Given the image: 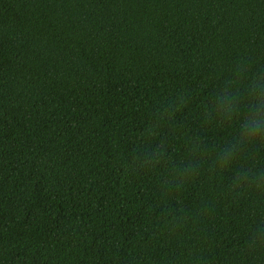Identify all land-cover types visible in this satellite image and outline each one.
<instances>
[{
	"label": "trees",
	"instance_id": "16d2710c",
	"mask_svg": "<svg viewBox=\"0 0 264 264\" xmlns=\"http://www.w3.org/2000/svg\"><path fill=\"white\" fill-rule=\"evenodd\" d=\"M262 92L264 0H0V264H264V194L208 168Z\"/></svg>",
	"mask_w": 264,
	"mask_h": 264
},
{
	"label": "clouds",
	"instance_id": "9594fccd",
	"mask_svg": "<svg viewBox=\"0 0 264 264\" xmlns=\"http://www.w3.org/2000/svg\"><path fill=\"white\" fill-rule=\"evenodd\" d=\"M216 110L222 117L231 121L236 112L238 97L232 95L227 89L223 94L217 97ZM247 111L253 113L251 118H246L245 127L247 132L244 133L245 139H236L228 145L220 147L215 154V158L208 162V168L213 175L222 176L225 172H231L229 191L236 197L244 198L248 188L251 186L264 194V169L259 172L247 167L234 169L238 160L242 161L245 155L255 156L257 152L264 149V92L261 93L258 100H248ZM155 151L148 157L150 163L159 164L166 153V149L157 146ZM198 165L196 163L183 164L177 166L174 173V181L178 184L188 182L193 176L198 174ZM264 245V227L257 229L253 237V246Z\"/></svg>",
	"mask_w": 264,
	"mask_h": 264
}]
</instances>
